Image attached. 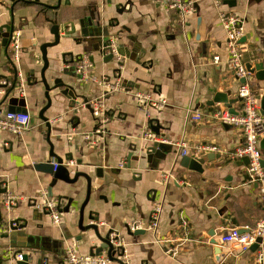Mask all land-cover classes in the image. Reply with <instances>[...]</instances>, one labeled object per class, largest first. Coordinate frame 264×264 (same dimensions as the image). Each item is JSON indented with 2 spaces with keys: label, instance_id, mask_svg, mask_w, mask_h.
Instances as JSON below:
<instances>
[{
  "label": "crops",
  "instance_id": "obj_1",
  "mask_svg": "<svg viewBox=\"0 0 264 264\" xmlns=\"http://www.w3.org/2000/svg\"><path fill=\"white\" fill-rule=\"evenodd\" d=\"M58 1L0 0V28L13 25L21 31L22 45L21 59L15 64L11 39L4 36L5 30L0 32V108L26 110L31 116L30 128L21 135L0 130L1 190L22 196L7 210L2 203L5 193H0V264H20L16 254L27 256L22 264H62L68 246L81 256L96 250L94 232L78 228L75 212L62 213L63 222L56 225L37 207L44 189L51 198L61 200V208L66 204L60 197L70 186L62 192L65 185L59 181L52 188V175L35 169L39 162H56L52 154L65 162L74 160L66 164L71 176L77 170L91 175L87 214L96 210L104 231L124 237L127 264H256L252 249L219 254L210 242L212 229L218 237L230 226L254 227L263 215L258 185L249 181L243 159L232 156L242 143V132L216 120L213 112L227 107L211 102L218 94H227L233 110L242 108L240 80L229 63L221 12L236 13L244 20L245 64L264 63V0H235V5L225 0L220 5L216 0H193L195 12L187 21L158 0H61L57 11L44 8L45 12L52 19L57 12L60 22H75L76 33L47 48L46 85L40 46L53 42L54 35L44 25L39 3L54 6ZM90 15L108 27L110 39L117 40L124 52L122 65L104 60L105 53L98 50L100 39L89 37L95 34L94 27H81L79 19ZM83 54L91 56L90 72L99 80H120L132 90L107 94L104 117L95 116L88 106L105 88L80 78L75 70ZM216 56L219 63L214 62ZM19 72L27 81L24 97L11 90ZM250 85L256 95L263 92L264 81L255 75ZM136 91L165 99L168 105L163 109L141 106L134 97ZM195 110L203 113L200 122L191 117ZM43 118H48L50 128ZM147 130L163 147L157 156L146 153L153 144L142 139ZM183 141L191 151L201 145L219 148L197 158L205 161L203 173L183 166L185 156L179 146ZM163 172H170L175 180L165 181ZM79 186L80 204L86 196L85 178H80ZM155 201L163 207L156 232H129L130 221L150 223ZM10 219L26 225L27 235L15 245L3 236ZM172 248H177L175 255ZM108 264L118 263L108 259Z\"/></svg>",
  "mask_w": 264,
  "mask_h": 264
},
{
  "label": "built area",
  "instance_id": "obj_2",
  "mask_svg": "<svg viewBox=\"0 0 264 264\" xmlns=\"http://www.w3.org/2000/svg\"><path fill=\"white\" fill-rule=\"evenodd\" d=\"M165 4L170 10L179 11L182 19L187 21L195 12V5L193 0H158ZM217 4H221V0H216ZM221 23L227 38V50L229 55V63L233 68L236 77L240 80L238 88V95L242 98L241 110L238 113H231L227 108H219L213 112V117L226 125L235 126L242 132V143L235 149L232 156L235 159H243L247 157L249 164L247 165V175L251 183H256L260 192V199L263 208V215L254 227L244 226H230L223 230L217 237L220 244L223 245V251L226 254L247 252L251 247L258 243V248L255 251L256 264H264V168L261 161L263 159L262 150L259 147V141L264 136V117L261 114L259 99L251 89V74L247 71L244 60V49L241 39L245 36L246 30L243 18L233 12H221ZM12 61L15 64L19 63L21 59L22 45H21V31H13L11 40ZM108 47L112 49L115 56L120 60V55L117 53V40L111 38ZM215 63L220 62V58H214ZM93 63L89 54H83L80 57L75 69L76 72L85 80H91L105 88V93L98 99L91 102L93 113L97 117H104L106 115V106L103 99L107 94L112 92H126L131 93L130 88H126L120 80H99L94 74H91ZM244 80L243 82H241ZM27 81L22 72L18 73L15 91L19 96H25ZM139 105L149 108L163 109L168 105L165 99H157L152 94L136 91L133 93ZM192 119L200 122L203 119V113L195 110L192 114ZM31 116L28 111H5L0 108V130L9 131L17 135L23 134L25 130L30 128ZM145 141L158 142L159 138L151 131L147 132L142 137ZM182 148V155H191L193 158H199L208 152H218L219 148L210 145L197 146L193 151L185 141L179 144ZM55 164V162H54ZM65 164H74V160H67ZM57 164H55V167ZM124 166L123 164L121 165ZM162 177L165 181L175 180L170 172H163ZM41 202L37 204L39 209L48 212L54 224L60 225L63 221L61 208V200L53 199L49 196L46 189L40 192ZM22 196L15 195L11 192L3 196L2 203L7 210L14 208ZM162 203L155 201L151 213V221L146 224L141 220L130 221L127 228L134 232L141 229L151 230L156 232L162 213ZM114 244L121 249L123 259L127 262L126 241L119 232L112 233ZM260 240V241H259ZM259 241V242H258ZM173 255L177 253V248L170 249ZM23 254H16V260H23ZM62 264H108V258L102 256H81L77 249L73 246H68L65 252V259Z\"/></svg>",
  "mask_w": 264,
  "mask_h": 264
},
{
  "label": "water",
  "instance_id": "obj_3",
  "mask_svg": "<svg viewBox=\"0 0 264 264\" xmlns=\"http://www.w3.org/2000/svg\"><path fill=\"white\" fill-rule=\"evenodd\" d=\"M21 1H28V0H21ZM39 3V2H37ZM224 3H227L229 5H235V0H225ZM40 6H42V14L44 15L45 23L44 25L50 30V32L54 35V41L53 42H46L40 46V49L42 51V58L44 61V67L42 70V81L44 84L47 83V78L45 76V71L49 67L50 63L47 58V48L48 47H53L58 45L61 42V39L63 37H72L76 33V26L75 22L68 21V22H60L58 17L57 12L55 13V18H50L47 16V12H45V9H52L57 11L60 6H61V0L58 1L57 5H46L44 3H39ZM81 27H94L95 34L90 35L89 37H98L99 46L98 50L102 53H105L104 60L106 62L116 60L118 61L119 65H122V61L119 60L115 54L113 53L112 49L108 47V43L110 40V32L108 30V27L102 26L100 20H98L96 17L90 15V16H83L82 18L79 19ZM200 20L198 21V30H200ZM68 26L71 27L70 30H68ZM5 30V32H4ZM14 31V26L13 25H8L5 27L0 28V32H4V36L8 37L11 39L12 34ZM87 34V33H85ZM246 38H242V41H245ZM117 53L119 55H123V51H121L117 47ZM246 69L251 75H255L256 79L260 82L264 81V63H257V64H251V63H246ZM76 70V69H75ZM82 76L80 75V78ZM242 80L241 82H243ZM17 83V78L14 79V83L11 86V90L15 89ZM48 96V93L46 94ZM257 98L259 99L260 102V108H261V114L264 117V88L263 92L257 93ZM238 100L241 102L242 98L239 97ZM220 103L221 105H225L227 109L231 113H238L236 110H233V103L230 102L229 98H227V94H218L217 97L211 102L212 105ZM88 108L93 112V108L89 105ZM232 108V110H231ZM17 111H26V110H18ZM43 120L47 123V126L50 128L51 124L48 121V118H43ZM153 131L156 133H159V128L156 126H152ZM260 148L264 150V136L261 139V144ZM161 149L163 150V147L161 143L155 142L148 146V149L146 151L148 156H151L155 154L156 156L160 154ZM54 158H56L55 164L57 166L55 167L54 162H39L35 164V169L38 171L46 172L52 175V184L51 187L54 188L59 181L64 183V187L62 189V192L66 191V185L70 186V189L68 193L62 194L60 198L64 199L66 201L65 206L63 208H60V211L62 213H74L76 214L77 217V225L78 228L81 231H88L92 230L95 234V238L97 239V242H95L93 249H96L95 252H93L92 255L94 256H102L104 255V251L106 250L107 254L106 256L108 259L112 262H117L118 264H127V262L124 261L123 259V253L121 252V249L117 247L114 244V241L112 239V233L113 232H106L104 231L103 228L99 225V212L96 210H90L89 213L87 214V206L90 204L91 200V195H92V177L88 172L85 171H80L77 170L74 172L73 176H71V171L66 166V162L63 158L55 156L52 154ZM72 160V159H69ZM205 161L202 159H196V158H191L189 156L184 157V162L183 166L189 168L190 170L196 171L203 173V163ZM243 163L248 165L249 164V159L247 157L243 158ZM262 167L264 168V159L261 161ZM99 176H103L102 170H98ZM83 177L86 180V196L85 199L79 204V201L77 199V194L80 192L81 187L79 186V180L80 178ZM2 181H0V193H7L8 189L3 188L1 190V185ZM72 186V189H71ZM48 213V212H46ZM86 220H89L88 223H86ZM26 225L25 224H20V222L16 219H10L8 222H6V226L4 227V234L3 236L6 238H9L12 245H15L17 241L21 240L22 237H25L27 235L26 231ZM129 232H131L128 229ZM134 234H144L145 230H137L133 232ZM132 233V234H133ZM210 236H211V244L215 245L217 247V251L219 254L222 253L223 251V245L219 243L217 240L216 236V230L212 229L210 231ZM260 241V240H259ZM258 241V242H259ZM258 248V243L254 244L251 249L253 251H256ZM28 260L27 256L23 257L22 262H19L20 264L26 262Z\"/></svg>",
  "mask_w": 264,
  "mask_h": 264
}]
</instances>
